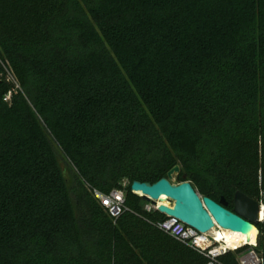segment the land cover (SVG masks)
<instances>
[{"label": "trees", "instance_id": "16d2710c", "mask_svg": "<svg viewBox=\"0 0 264 264\" xmlns=\"http://www.w3.org/2000/svg\"><path fill=\"white\" fill-rule=\"evenodd\" d=\"M0 73V264H206L130 183L264 188V0H0Z\"/></svg>", "mask_w": 264, "mask_h": 264}, {"label": "water", "instance_id": "95a60500", "mask_svg": "<svg viewBox=\"0 0 264 264\" xmlns=\"http://www.w3.org/2000/svg\"><path fill=\"white\" fill-rule=\"evenodd\" d=\"M179 171L175 165L167 171V176L154 183L134 180L130 183V190L146 201L159 200L165 196L170 206L159 204L157 210L167 216L174 217L199 232H208L215 225L223 229L239 232L246 236L247 241L252 229H256L258 222V203L241 191L233 195V210L225 207L221 198L218 202L201 196L189 181L172 182L171 176ZM264 250V236L262 241Z\"/></svg>", "mask_w": 264, "mask_h": 264}, {"label": "built area", "instance_id": "2783aa9c", "mask_svg": "<svg viewBox=\"0 0 264 264\" xmlns=\"http://www.w3.org/2000/svg\"><path fill=\"white\" fill-rule=\"evenodd\" d=\"M9 97L10 93L5 96V99L8 100ZM128 184L127 179H123L121 187L111 189L108 194L93 190L94 196L114 221L126 210L124 200L125 187ZM138 195L141 196V194ZM255 200L258 203V222L255 229L257 234L253 241L246 240L236 247H230L223 239L218 238L217 232L221 228L217 225L208 232H199L182 221L159 212L157 207L163 204L159 203V200L155 201V204L147 201L144 208L147 211H156L161 214L163 218L154 223L155 227L175 241L204 256L207 259L206 264H224L220 257L227 252L235 253L237 264H264L263 246L259 247V242L262 243L264 236V188L259 189ZM165 205L170 206V203Z\"/></svg>", "mask_w": 264, "mask_h": 264}, {"label": "bare ground", "instance_id": "6f19581e", "mask_svg": "<svg viewBox=\"0 0 264 264\" xmlns=\"http://www.w3.org/2000/svg\"><path fill=\"white\" fill-rule=\"evenodd\" d=\"M137 193L141 194L140 192ZM159 203L168 204L169 202L167 201V198L163 195L160 197ZM256 234L257 231L255 229H252L249 235V241H253ZM217 236L219 239H223L226 244L230 247H236L247 240L245 235L236 231L223 228H221L220 231L217 232Z\"/></svg>", "mask_w": 264, "mask_h": 264}, {"label": "rangeland", "instance_id": "374dc122", "mask_svg": "<svg viewBox=\"0 0 264 264\" xmlns=\"http://www.w3.org/2000/svg\"><path fill=\"white\" fill-rule=\"evenodd\" d=\"M0 76H1L2 79L8 80V81H13L15 83L16 87L18 86L17 83H16V80L13 78V76L11 74L10 75L6 74V76L4 77V75L2 73H0ZM171 181L175 182V179L171 178ZM258 187H259V189L262 188L260 179H259Z\"/></svg>", "mask_w": 264, "mask_h": 264}, {"label": "flooded vegetation", "instance_id": "af4514ba", "mask_svg": "<svg viewBox=\"0 0 264 264\" xmlns=\"http://www.w3.org/2000/svg\"><path fill=\"white\" fill-rule=\"evenodd\" d=\"M229 210H233V208L232 209H229Z\"/></svg>", "mask_w": 264, "mask_h": 264}]
</instances>
